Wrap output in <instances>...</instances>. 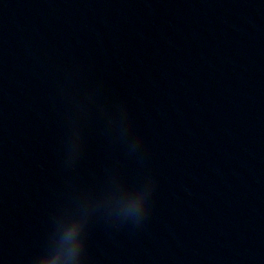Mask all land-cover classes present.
Wrapping results in <instances>:
<instances>
[{
    "label": "water",
    "instance_id": "water-1",
    "mask_svg": "<svg viewBox=\"0 0 264 264\" xmlns=\"http://www.w3.org/2000/svg\"><path fill=\"white\" fill-rule=\"evenodd\" d=\"M264 104V0H0V264H234Z\"/></svg>",
    "mask_w": 264,
    "mask_h": 264
}]
</instances>
